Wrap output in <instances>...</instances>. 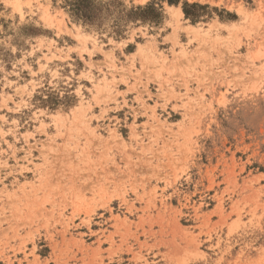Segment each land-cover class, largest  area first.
Masks as SVG:
<instances>
[{"label": "rangeland", "instance_id": "374dc122", "mask_svg": "<svg viewBox=\"0 0 264 264\" xmlns=\"http://www.w3.org/2000/svg\"><path fill=\"white\" fill-rule=\"evenodd\" d=\"M0 264H264V0H0Z\"/></svg>", "mask_w": 264, "mask_h": 264}, {"label": "trees", "instance_id": "16d2710c", "mask_svg": "<svg viewBox=\"0 0 264 264\" xmlns=\"http://www.w3.org/2000/svg\"><path fill=\"white\" fill-rule=\"evenodd\" d=\"M169 3H177L179 0H166ZM187 3H183V6L186 5ZM192 5H196L195 3H193ZM183 12L185 13V15H187V10L183 7Z\"/></svg>", "mask_w": 264, "mask_h": 264}, {"label": "bare ground", "instance_id": "6f19581e", "mask_svg": "<svg viewBox=\"0 0 264 264\" xmlns=\"http://www.w3.org/2000/svg\"><path fill=\"white\" fill-rule=\"evenodd\" d=\"M168 7H170V8H172L173 6H168ZM178 11H180V10H178ZM181 13V11L179 12V14Z\"/></svg>", "mask_w": 264, "mask_h": 264}]
</instances>
